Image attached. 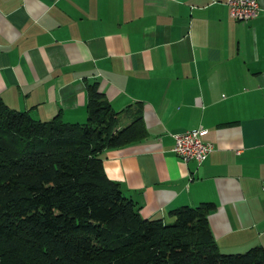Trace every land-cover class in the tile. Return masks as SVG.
I'll return each instance as SVG.
<instances>
[{"label": "crops", "instance_id": "1", "mask_svg": "<svg viewBox=\"0 0 264 264\" xmlns=\"http://www.w3.org/2000/svg\"><path fill=\"white\" fill-rule=\"evenodd\" d=\"M237 20L225 0H0V98L34 119L85 120L84 82L146 135L100 154L143 217L211 201L219 251L264 247V0ZM203 126L211 150L181 160L172 134Z\"/></svg>", "mask_w": 264, "mask_h": 264}, {"label": "trees", "instance_id": "2", "mask_svg": "<svg viewBox=\"0 0 264 264\" xmlns=\"http://www.w3.org/2000/svg\"><path fill=\"white\" fill-rule=\"evenodd\" d=\"M85 120L34 119L0 98V264H264V247L219 251L211 201L143 217L104 173L106 148L146 135L141 111L115 110L84 82Z\"/></svg>", "mask_w": 264, "mask_h": 264}, {"label": "built area", "instance_id": "3", "mask_svg": "<svg viewBox=\"0 0 264 264\" xmlns=\"http://www.w3.org/2000/svg\"><path fill=\"white\" fill-rule=\"evenodd\" d=\"M225 4L228 14L237 20L253 18L259 9L258 0H225ZM206 132L205 127L197 126L172 134V151L183 161L201 163L211 150V144L203 139Z\"/></svg>", "mask_w": 264, "mask_h": 264}]
</instances>
